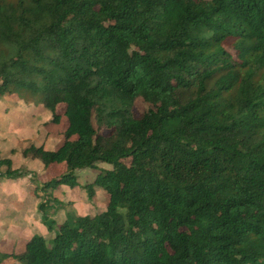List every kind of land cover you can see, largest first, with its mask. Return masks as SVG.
Here are the masks:
<instances>
[{
  "label": "trees",
  "instance_id": "16d2710c",
  "mask_svg": "<svg viewBox=\"0 0 264 264\" xmlns=\"http://www.w3.org/2000/svg\"><path fill=\"white\" fill-rule=\"evenodd\" d=\"M21 92L68 122L23 155L66 170L41 182L0 145L55 233L0 264H264V0H0V99ZM99 163L107 209L59 224L55 191Z\"/></svg>",
  "mask_w": 264,
  "mask_h": 264
},
{
  "label": "rangeland",
  "instance_id": "374dc122",
  "mask_svg": "<svg viewBox=\"0 0 264 264\" xmlns=\"http://www.w3.org/2000/svg\"><path fill=\"white\" fill-rule=\"evenodd\" d=\"M21 93H22L21 95L14 93V96H16V97L20 96L21 99H24L23 97L26 96V93H24V92H21ZM8 96H10V95H8ZM27 96L30 97L29 94H27ZM6 98H7V96L3 99H0V108L3 110H5V109H4V105L1 104V102H3V100H7ZM11 104H13V103H11ZM35 104H38V103L35 102ZM153 107L154 106L152 103H149L144 98L139 97L136 99V102L134 105V114L137 117H142L147 111H149ZM6 109L8 111L6 113H10L11 111L14 110V107L8 106V107H6ZM65 109H66V105L62 104L60 106L59 112L62 115H64ZM45 111H47V110L45 109ZM45 111L43 109L42 113L46 114ZM51 116L53 117V115H51ZM32 118L35 119L36 117L32 116ZM40 118H41L40 124L35 122L34 125H32L30 127V129L38 130L39 126L42 125L41 128L39 129L41 135H43V133L45 132V129H47V128L53 129L55 135H57V132H59V131H62V136L64 135V131L68 125L66 118H62L60 123H54V122H52V119H50V121L47 122L49 119H46V115L40 116ZM6 121L9 122V120H6ZM23 122H25V121H21V123H22L21 126L23 125ZM11 123L13 125V120H11ZM26 123H28V122H26ZM95 125H96V127H98L96 122H95ZM9 126H10V123H9L8 127ZM5 131L6 132L0 133V138L3 139L0 141V145L2 147V151L5 154L12 153L11 152L12 149H16L15 153H17L18 151H20V149H19L20 147H21V153L23 154V149L33 143L30 139H28V137H20V135H17V134L14 135V137H12L13 133L9 132L8 130H5ZM102 131L107 132V130L105 128L102 129ZM17 139L19 140V143H21L20 147L18 146V143H13V140H17ZM2 143H3V145H2ZM12 155H13V153L11 154V156ZM21 158L24 159V156L21 155ZM37 160H39L42 164H44L42 160H40V159H37ZM32 165H33V168L35 169L32 171H34L38 174L41 172V177L39 175V179L41 182H45V179L48 180L53 175L60 174L57 172V170L60 168V166H63V164L62 165L61 164L60 165L59 164H53L51 166H48L47 170H45V172H44L43 171L44 169L40 168L39 162H34ZM98 166L99 167H97V168H88V169H83V170L77 171L78 182H79V184L77 183V185H79L77 187H79V188L74 190L73 188H71L69 186H65V185L57 188V190H56L57 197L59 199L61 198L62 202L64 203L63 208L58 210V213L55 216V218L59 224L64 222L66 220V217L70 214H78V215L92 214V215H95V214L101 213L107 209V205L109 202V194L106 190L97 186L96 187V196L93 199H90L87 192H86V189L83 187L85 184L92 183L95 181V179H96L97 175L99 174L101 168H109V169L112 168V165L109 163H99ZM23 167L26 168L25 166H23ZM7 179L10 180L9 178H7ZM6 182L8 183L9 181H6ZM7 183H1V187H0V204H1V208H0V222H1L0 223V251L6 252V253H22L26 249L25 241L32 234H39V232L42 233L41 229L44 228V227H41V225H40V222H41L40 218L42 217V214L39 211H37V213H35L36 209H34V213H35L34 216L35 217H34L33 223L28 224L29 226L24 224L23 227L16 225V227H18V228H11L9 226L4 225V221L5 222L15 221L16 223L17 222L21 223L19 220L22 219V216L24 215V212L26 211L25 207H27L28 209H30L32 206L36 207V204H35L36 199L34 196H32L29 193V190L23 191V195L20 198V196H19V189H20L19 183L18 182L14 183V184H7ZM32 183L36 186L35 181ZM70 184H75V183L70 182ZM24 188L25 187H21V189H23V190H24ZM32 189H34V188H32ZM28 193H29V195H28ZM27 199H28V202H27ZM20 200H21V202H20ZM39 201H40V199H39ZM37 210H38V206H37ZM37 216H39V218ZM46 235H47V239L54 236V234H48V233ZM14 262H15L14 258H9L8 261L4 262L3 264H13Z\"/></svg>",
  "mask_w": 264,
  "mask_h": 264
},
{
  "label": "crops",
  "instance_id": "0c3cea01",
  "mask_svg": "<svg viewBox=\"0 0 264 264\" xmlns=\"http://www.w3.org/2000/svg\"><path fill=\"white\" fill-rule=\"evenodd\" d=\"M6 99L7 100H3V102H1V104L4 105V109L5 110L0 108V133L6 132L5 130H8L9 132L13 133L12 137H14V135H16V134L20 135V137H28V139H30L34 144L43 145L48 150H56L63 144L64 135L62 136V131L57 132V135H55L53 129L47 128V129H45V132L43 133V135H41L39 129L41 128L42 125L39 126L38 130L30 129V127L32 125H34L35 122L40 124V121H41L40 116H45L46 115V119H49L47 122H49L50 119H52V116H51L52 113L45 108L44 104H42V103L35 104V102L29 103V102L25 101L24 99H21L20 96H18V97L14 96V94L10 95V96H7ZM11 103H13V104H11ZM8 106L14 107V110L11 111L10 113H6V112H8L6 107H8ZM43 109H44V111H45V109L47 110V111H45L46 114L42 113ZM32 116H35L36 118L33 119ZM6 120H9V122L6 121ZM11 120H13V125L11 123ZM21 121H25V122H23L22 126H21V124H22ZM26 122H28V123H26ZM9 123H10V126L8 127ZM1 140H3V139L0 138V141ZM13 143H18V146L19 147L21 146V143H19L18 139L17 140H13ZM2 145H3V143H2ZM19 149H20V151H18L17 153H15V154H13L11 156V158L13 160V166L15 168H20V167L25 166L26 168H29L31 170H35L33 168L32 164L34 162H39L40 168L44 169L43 170L44 172H45V170H47L48 167H46L45 164H42L37 159H33L31 157H25L21 153V147ZM21 155L24 156V159L21 158ZM61 165H62V163H61ZM65 170H66V165L63 163V166H60V168L57 170V172L58 173H62ZM39 175L41 177V172L39 173ZM53 176H55V175H53ZM45 180H47V179H45ZM6 181H9V182L7 183ZM17 182L20 185V189H19L20 198L23 195V191L29 190V193L32 196H34L35 199H36V201H35L36 207L32 206L30 209L25 207L26 211L24 212V215L22 216V219L19 220L21 223H19V222L16 223L15 221H9V222H5L4 221V225L9 226L11 228H18V227H16V225L17 226L19 225V226L23 227L24 224L29 226L28 224H32L33 223V220H34V217H35L34 214L37 213V211H39V210H37V206L39 204V199L36 197V194H35L36 186L31 182L29 177H22V178H19V179H10V180H8L7 178L6 179L5 178L1 179L0 180V187H1V183L14 184V183H17ZM64 185L65 186H69V187L73 188L74 190L79 188V187H77L79 185L70 184V183L63 184L60 187H62ZM21 187H25L24 190L21 189ZM32 188H34V189H32ZM29 193H28V195H29ZM55 195L57 196L56 191H55ZM20 202H21V200H20ZM27 202H28V199H27ZM0 208H1V204H0ZM34 209H36L35 213H34ZM37 217L39 218V216H37ZM40 220H41L40 225H41V227H44V228L41 229L42 233L39 232V234L43 235L46 238H47V235H46L47 233L48 234H54V236H55V233L54 232H50L47 229V227L44 225V223L42 221V217L40 218ZM33 235L34 234H32L25 241V245H27V242L30 240V238ZM54 236H52L49 239H52Z\"/></svg>",
  "mask_w": 264,
  "mask_h": 264
}]
</instances>
